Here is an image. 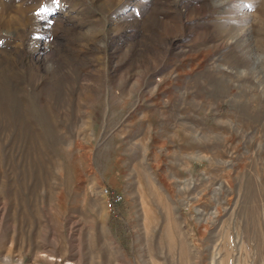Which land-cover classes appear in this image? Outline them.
<instances>
[{
  "label": "rangeland",
  "instance_id": "rangeland-1",
  "mask_svg": "<svg viewBox=\"0 0 264 264\" xmlns=\"http://www.w3.org/2000/svg\"><path fill=\"white\" fill-rule=\"evenodd\" d=\"M0 264H264V0H0Z\"/></svg>",
  "mask_w": 264,
  "mask_h": 264
},
{
  "label": "built area",
  "instance_id": "built-area-1",
  "mask_svg": "<svg viewBox=\"0 0 264 264\" xmlns=\"http://www.w3.org/2000/svg\"><path fill=\"white\" fill-rule=\"evenodd\" d=\"M103 193L106 196V200H105L106 208L109 211H114L122 200L121 194L113 193L112 191H109L107 188L103 190Z\"/></svg>",
  "mask_w": 264,
  "mask_h": 264
},
{
  "label": "snow or ice",
  "instance_id": "snow-or-ice-1",
  "mask_svg": "<svg viewBox=\"0 0 264 264\" xmlns=\"http://www.w3.org/2000/svg\"><path fill=\"white\" fill-rule=\"evenodd\" d=\"M41 11H46V9H43V8H42Z\"/></svg>",
  "mask_w": 264,
  "mask_h": 264
}]
</instances>
